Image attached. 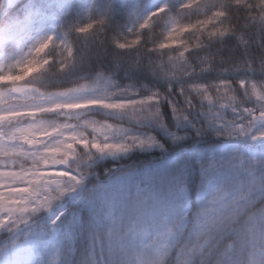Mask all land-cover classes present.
I'll return each instance as SVG.
<instances>
[{"label":"snow or ice","instance_id":"6c2138e0","mask_svg":"<svg viewBox=\"0 0 264 264\" xmlns=\"http://www.w3.org/2000/svg\"><path fill=\"white\" fill-rule=\"evenodd\" d=\"M0 264H264V0H0Z\"/></svg>","mask_w":264,"mask_h":264},{"label":"trees","instance_id":"16d2710c","mask_svg":"<svg viewBox=\"0 0 264 264\" xmlns=\"http://www.w3.org/2000/svg\"><path fill=\"white\" fill-rule=\"evenodd\" d=\"M162 141L164 140L161 137ZM216 143L215 139H209L202 142L201 145L192 146L190 144H185L184 146L180 145H167L169 151L167 153H161L159 150H154L151 152H133L127 156H122L118 160H112L108 158L100 163L97 168V171L100 173L101 179H104V169L110 168L114 164L120 167H143L145 165L149 166L151 169L156 170L160 166L175 161L182 158L189 151L197 150L200 147H207L214 145ZM198 183V176L196 173H193L189 180V202L192 206H196L198 203V195L195 189V185Z\"/></svg>","mask_w":264,"mask_h":264},{"label":"rangeland","instance_id":"374dc122","mask_svg":"<svg viewBox=\"0 0 264 264\" xmlns=\"http://www.w3.org/2000/svg\"><path fill=\"white\" fill-rule=\"evenodd\" d=\"M173 162H174V161L168 162V163H166V164L160 166V167L157 168L156 170H160V169H164V168H166V167H169Z\"/></svg>","mask_w":264,"mask_h":264},{"label":"clouds","instance_id":"9594fccd","mask_svg":"<svg viewBox=\"0 0 264 264\" xmlns=\"http://www.w3.org/2000/svg\"><path fill=\"white\" fill-rule=\"evenodd\" d=\"M198 203H199V197H198Z\"/></svg>","mask_w":264,"mask_h":264}]
</instances>
